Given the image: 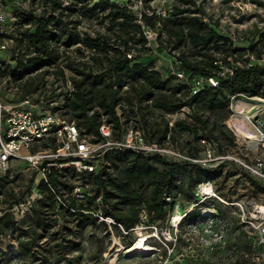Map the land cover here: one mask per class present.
<instances>
[{"label": "built area", "instance_id": "1", "mask_svg": "<svg viewBox=\"0 0 264 264\" xmlns=\"http://www.w3.org/2000/svg\"><path fill=\"white\" fill-rule=\"evenodd\" d=\"M95 1L88 0L87 3L90 6ZM110 1L125 7L134 16V23L140 26L145 40L143 46L128 42V48L124 51L126 59L140 61L155 56L150 69L161 71V63L156 56L159 55V49L165 48L164 51H168L173 62L177 63L178 53L171 50L161 23L157 21L153 28L144 23L145 17H168L172 6L177 5L174 0ZM167 2L172 3L170 7L166 6ZM193 2L202 10L192 15L227 36L232 46L236 43L234 32L237 35L238 31H244L243 34L246 32L245 26H242L243 20L247 18H244V12L239 15L223 9V4L233 5V0ZM251 3L264 10V0H252ZM80 5L78 0H0V178L4 181L10 179L14 173L13 168L20 166L30 176H40L34 189L9 209L14 219L19 220L32 213L36 201L42 198L38 188L41 182L55 193L48 184L52 172L61 174L64 169L71 168L78 176L96 173L100 160L103 161L105 154L113 149L133 151L145 156L158 155L171 161H189L210 170L223 169L225 162L233 161L245 172L253 186L254 191L250 196L233 200L220 197L215 190L213 178H209L196 185L195 197L198 200L192 205L191 211L209 200L232 207L237 229L245 234L247 240L245 250L241 251L242 264H264V77L256 94H235L229 97L228 115L222 124L234 138L232 146L238 150L234 157L228 149L223 153L216 151L215 144L206 140L193 143V147L191 144L196 155L188 157L171 141L169 135L161 142L148 139L142 127V119L136 112L138 102L130 104L124 99L131 86H136V83L129 80H124L125 83L120 87L115 79L110 81L111 88L122 97L114 107L113 122H107V116L102 115L97 125H82L77 119H70L65 114L64 104L77 94L74 82L80 79L79 72L97 74L104 71L106 63L99 65L98 50L86 45L82 38L85 34L91 38L97 34L106 36L107 30L104 22L99 24L104 25L102 30L84 32L82 21H98L83 18L78 12ZM237 8L238 12L243 11L241 6ZM253 18L257 19L252 23L254 35L249 43L253 49L244 52L235 63H232L231 57L227 58L236 67H264V14H254ZM230 19L234 20V25ZM38 21H42L54 35L46 43L47 51H51L52 56L46 57L47 61L41 67L19 75L15 73L17 63H25L36 56L29 37L35 33ZM229 25H233L234 31ZM224 26H228L226 30ZM69 32L77 34L79 39L68 43ZM225 73L232 75L231 69H224ZM171 74L189 86L190 94H195L204 86L213 88L218 85L214 78L190 77L178 69ZM151 104L150 99L141 102L148 126L162 127L164 118L170 129L176 120H191L187 106L173 114L163 115L153 109ZM93 111L90 110L88 115L91 116ZM178 113L184 116L179 117ZM200 148L204 150L203 155H199ZM71 191L76 202L85 201L91 196L90 185L86 182L79 181ZM55 200L61 203V195H55ZM211 207L200 212V216L189 226L203 227L209 239H224L229 222L223 213L215 209L214 204ZM99 218L113 224L111 219ZM147 220L146 212L142 211L138 226H143ZM178 225L180 223L176 227Z\"/></svg>", "mask_w": 264, "mask_h": 264}, {"label": "trees", "instance_id": "2", "mask_svg": "<svg viewBox=\"0 0 264 264\" xmlns=\"http://www.w3.org/2000/svg\"><path fill=\"white\" fill-rule=\"evenodd\" d=\"M78 1L81 4L78 12L83 18L96 19L98 24L106 23V36L97 34L95 38H91L85 34L82 38L86 45L98 50L99 65L105 62L106 66L104 71L97 74L79 72L81 77L74 82L78 89L77 94L64 104L65 114L70 119L75 118L82 125L95 126L104 115L107 116V122H113L114 107L122 97L117 90L111 88L110 81L115 79L120 87L125 83L124 80H129L136 83V86H131L124 99L130 104L133 101L138 102L136 112L142 119V127L148 139L161 142L169 135L178 147L179 139L185 140L189 146L192 142L206 140L215 144L220 153L233 145V136L222 124L228 115L229 97L235 94H256L264 77V67L254 65L240 68L228 62L227 58L231 57L232 63H235L244 52L252 50L253 46H232V41L227 36L192 15L202 10L194 5L193 0H174L177 5L172 6L166 18L145 17L144 23L149 27L153 28L157 21L161 23L162 31L171 44V50L178 53L177 63L175 62L178 70L190 77L214 78L218 83L216 87L204 86L195 94H190L189 86L171 73L162 68L161 71L150 69L154 63L153 57H145L140 61L126 59L124 51L128 48L127 43L143 46L145 40L140 26L134 23V16L125 7L110 0H97L90 6L88 0ZM38 22L35 33L29 37L36 56L29 58L25 63H17L15 73L19 75L41 67L47 61L46 57L52 56L51 51H47L46 43L54 35L42 21ZM78 39L77 34L68 33V43ZM164 50L165 48L159 49V53ZM68 67L72 69L71 66ZM226 68L231 69L232 75L223 74ZM145 99H150L151 107L163 115L173 114L187 106L191 120H176L170 129L164 118L162 127L148 126L145 121L146 112L141 106ZM90 110H94L91 116L88 115ZM205 113L217 116L218 123H209L204 117ZM184 154L195 157L196 150L191 147ZM118 164L123 165L120 178L108 172L110 166ZM64 170L62 172H65ZM71 170V173H74L73 169ZM219 171L220 168L210 170L189 161H171L158 155L145 156L133 151L113 149L105 154L96 173L85 174L91 190L88 207L100 198V212L80 205L74 198L62 199V173L52 172L48 177V184L55 193H52L44 182L39 184L42 198L36 201L30 214L33 226L29 234L35 238L37 230H49L56 225V222L50 223L49 210L61 213L65 229H69L68 226L73 222L75 227H78L82 221L96 222L101 217L111 219L113 224L109 226L114 230H119L120 226L123 232L128 233L139 225V215L142 211H145L148 217L143 227L156 228V222L166 219L167 210L171 206L169 201L176 191V182L181 185L186 179L187 184H193V200L190 202L193 205L198 200L195 197L196 185L217 176ZM3 181L0 178V189L3 187ZM58 194L61 195V203L64 205L56 202L55 195ZM198 206L201 208L203 205ZM215 209L218 211V208ZM183 214L180 224L189 225L200 212L196 208ZM6 218L7 215L3 213L0 223ZM99 223L108 233L106 222L102 220ZM4 228L8 229L9 226L4 224ZM62 259H65L64 264H73L69 258L64 257L57 259L56 263Z\"/></svg>", "mask_w": 264, "mask_h": 264}, {"label": "rangeland", "instance_id": "3", "mask_svg": "<svg viewBox=\"0 0 264 264\" xmlns=\"http://www.w3.org/2000/svg\"><path fill=\"white\" fill-rule=\"evenodd\" d=\"M251 2L252 0H233V5L222 3L224 10L227 9L232 14L239 15L244 12V18L247 17L242 24L246 32L243 34L244 31H238V35L234 32L237 48H248L254 35L252 23L257 20L251 17L254 14H264L260 6H253ZM171 4L167 2L166 6L170 7ZM238 6H241L243 11L238 12ZM230 21L234 25V20L230 19ZM233 25H229V28L234 31ZM81 27L84 32H92L102 30L104 25H99L94 20H84ZM227 27L224 26L225 30ZM156 59L160 60L162 70L169 74L177 70V65L168 51L159 53ZM177 115L184 116L181 113ZM204 117L209 123H218L217 116L205 113ZM193 143H190L192 147ZM178 148L185 153L191 146L185 140L179 139ZM199 150V155H203L204 150L202 148ZM215 150L217 151L216 147ZM228 152L232 157L238 154L234 146H230ZM102 162L100 160L98 165ZM225 163L218 175L212 177L218 195L228 200L250 196L254 189L245 172L233 161ZM122 168V164L110 166L108 172L120 178ZM13 170V176L3 181V187L0 189V216L3 213L7 215L6 220L0 223V264H57L56 260L61 257L69 258L73 264H242L243 262L241 251L245 250L247 240L245 234L237 229L232 207H225L219 201L220 205L217 202L213 203L214 200L203 202L201 208L196 207L198 212L203 213L205 209H211L214 204L218 211L226 216L229 224L224 239L220 240L219 237L214 240L209 239L203 227H190L188 223H182L176 227L175 218L183 216L185 211L189 212L192 208L190 202L193 200L194 186L187 184L186 179L181 185L176 182V191L173 192L174 196L169 201L171 206L167 210L166 219L163 222H156V228L138 226L127 233L121 229L114 230L109 226L112 223L109 224L108 220H103L108 229L106 233L99 223L102 221L99 218L96 222L82 221L79 223L80 226L77 225L78 227H75L73 222L68 226L69 229H65L61 213L57 210H49L50 223L56 222V225L49 230H37V236L33 238L29 234L33 226L31 215L16 220L9 209L16 201L22 200L34 189V185L39 183L40 176L35 174L30 176L23 172L22 166L15 167ZM64 171L61 177L64 186L60 188L62 199L74 198L71 188L79 181L89 184V179L85 174L78 176L71 173V168H66ZM87 202L86 198L85 201L78 203L88 207ZM99 203L100 200L97 198L90 207L100 212ZM4 224L9 228L5 229ZM142 240L144 241L140 250L127 253L131 247ZM114 254L115 257H113ZM64 262L65 259H62L58 264H64Z\"/></svg>", "mask_w": 264, "mask_h": 264}, {"label": "bare ground", "instance_id": "4", "mask_svg": "<svg viewBox=\"0 0 264 264\" xmlns=\"http://www.w3.org/2000/svg\"><path fill=\"white\" fill-rule=\"evenodd\" d=\"M184 217V215L183 216H177L176 218H175V222H176V224H179L180 222H181V220H182V218ZM143 241L144 240H142L141 242H138V243H136L133 247H131L128 251H127V253H129V252H132V251H135V250H137L138 251V249L140 250V246H141V244L143 243ZM136 252V251H135ZM113 257H115V254L113 255ZM115 261V260H114ZM114 261H109V262H111V263H113ZM110 264V263H109Z\"/></svg>", "mask_w": 264, "mask_h": 264}]
</instances>
